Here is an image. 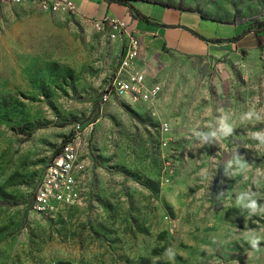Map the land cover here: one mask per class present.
<instances>
[{"label":"rangeland","instance_id":"374dc122","mask_svg":"<svg viewBox=\"0 0 264 264\" xmlns=\"http://www.w3.org/2000/svg\"><path fill=\"white\" fill-rule=\"evenodd\" d=\"M152 3L225 23L199 21L193 31L209 40L264 14V0L133 5L163 21ZM98 22L0 3V264H264V33L198 54L149 37L143 69L158 99L103 105L124 40ZM78 133L81 203L34 213L47 168Z\"/></svg>","mask_w":264,"mask_h":264},{"label":"built area","instance_id":"2783aa9c","mask_svg":"<svg viewBox=\"0 0 264 264\" xmlns=\"http://www.w3.org/2000/svg\"><path fill=\"white\" fill-rule=\"evenodd\" d=\"M108 2V0H105ZM23 4L36 2L49 13L78 14L77 5L73 0H0V3ZM111 21L115 25L112 37L124 40V52L118 75L105 90L102 101L108 104L114 98H131L134 102L148 104L156 101L162 92L161 86H150L143 69L145 49L141 39L127 31V26L113 18L98 22ZM80 130V128H78ZM83 138L78 133L76 138L66 144L55 162L50 165L35 194L32 210L43 216H54L72 208L82 201L81 176L87 171L88 165L81 156Z\"/></svg>","mask_w":264,"mask_h":264},{"label":"crops","instance_id":"0c3cea01","mask_svg":"<svg viewBox=\"0 0 264 264\" xmlns=\"http://www.w3.org/2000/svg\"><path fill=\"white\" fill-rule=\"evenodd\" d=\"M77 5L78 13L95 21H106L115 19L126 24L128 30L141 39L146 46L147 39L154 37L163 40L167 48L181 50L188 54L201 53L207 44L194 36L189 30L197 28L199 21L195 15L188 14L176 8H166L163 21H140L136 19L127 7L105 0H73ZM145 17V16H144ZM146 23V27L142 26ZM212 45V44H208ZM146 48V47H145Z\"/></svg>","mask_w":264,"mask_h":264},{"label":"trees","instance_id":"16d2710c","mask_svg":"<svg viewBox=\"0 0 264 264\" xmlns=\"http://www.w3.org/2000/svg\"><path fill=\"white\" fill-rule=\"evenodd\" d=\"M109 3H116L119 4L121 6L127 7L129 9V12L131 13V15H133L136 19L140 20V21H146L149 22L148 18L144 17L140 11H138L133 3L135 2H139V0H108ZM150 3V2H149ZM152 4H159V3H152ZM165 8H174L168 4H159ZM177 10L183 11L182 7L178 6L176 7ZM262 17H264V14L256 16L254 18H250L247 20H242V21H238L236 20L235 23L233 25L236 26H244V31L240 36L234 37L232 39H225V40H209L206 39L202 36H200L198 33L189 30L194 36H196L197 38H199L200 40H202L203 42L207 43V44H215V45H219V44H238L241 40H243L246 37H249L251 34H256L259 35L261 33H264V21L262 20ZM202 20H206V21H213V22H219V21H215L212 19H208L205 18L204 16H201ZM222 24H225L223 22H219ZM20 132L22 134H28V135H32L33 131L29 128L23 127L20 129Z\"/></svg>","mask_w":264,"mask_h":264},{"label":"clouds","instance_id":"9594fccd","mask_svg":"<svg viewBox=\"0 0 264 264\" xmlns=\"http://www.w3.org/2000/svg\"><path fill=\"white\" fill-rule=\"evenodd\" d=\"M225 129L226 131L230 132L231 131V128L225 126ZM247 207L251 208L252 210H256L257 208V204H256V201L255 200H251L249 201V203L247 204ZM260 240H261V237L256 235L255 233H250L249 234V242L252 246V248H257L258 245L260 244ZM169 258H174L175 256V252L173 251L172 248H169L167 250V252L165 253Z\"/></svg>","mask_w":264,"mask_h":264}]
</instances>
